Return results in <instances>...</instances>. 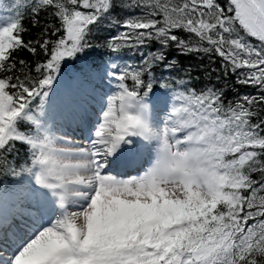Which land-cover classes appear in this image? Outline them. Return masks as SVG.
<instances>
[{"label":"snow or ice","instance_id":"1","mask_svg":"<svg viewBox=\"0 0 264 264\" xmlns=\"http://www.w3.org/2000/svg\"><path fill=\"white\" fill-rule=\"evenodd\" d=\"M0 13V264H264V0Z\"/></svg>","mask_w":264,"mask_h":264},{"label":"trees","instance_id":"2","mask_svg":"<svg viewBox=\"0 0 264 264\" xmlns=\"http://www.w3.org/2000/svg\"><path fill=\"white\" fill-rule=\"evenodd\" d=\"M29 24V21L28 20H25V25L28 26ZM37 31V29L35 28H32V33L35 34V32ZM103 36V33L101 34V37ZM25 38L26 39H29L31 38L28 34H25ZM23 56H27L28 54L25 52L22 54ZM177 58L182 62L183 66L185 68L187 67H191L193 69L192 71V75L193 76H200L201 77V80L198 82V86L202 85L203 83H206L207 82V78L204 77V73H203V69L201 67H199V65L203 64V65H207L208 64V59L207 57H204L202 60L200 57H197V56H179L177 55ZM215 66V65H214ZM234 81H235V77H231V79L229 80V91H228V98H232L235 90L237 88H239V90L241 92H244V91H250V89H246V88H243L239 85H235L234 84ZM213 82L214 81V77H213ZM221 85L220 84H217V87H220Z\"/></svg>","mask_w":264,"mask_h":264}]
</instances>
